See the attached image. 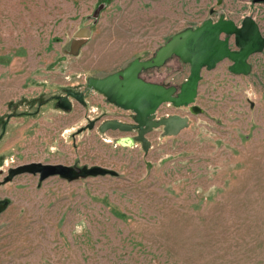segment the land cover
Returning <instances> with one entry per match:
<instances>
[{"label": "rangeland", "instance_id": "1", "mask_svg": "<svg viewBox=\"0 0 264 264\" xmlns=\"http://www.w3.org/2000/svg\"><path fill=\"white\" fill-rule=\"evenodd\" d=\"M245 15L264 36L263 1L0 0V264H264V49L248 74L203 68L200 112L161 104L157 117L189 124L154 128L146 152L99 130L126 116L86 86L187 27ZM189 71L172 56L140 76L179 88ZM66 90L85 103L59 107Z\"/></svg>", "mask_w": 264, "mask_h": 264}, {"label": "water", "instance_id": "2", "mask_svg": "<svg viewBox=\"0 0 264 264\" xmlns=\"http://www.w3.org/2000/svg\"><path fill=\"white\" fill-rule=\"evenodd\" d=\"M221 1L217 0V4ZM258 1L264 0H253V2ZM83 39L77 40L76 45L80 46ZM231 39L235 48L230 46ZM263 49L264 36L252 16L245 15L239 24L220 16L216 21L206 19L195 28L187 27L173 34L149 59L135 58L121 70L103 77H89L86 86L102 94L108 102L136 113L135 121L143 123L145 128L140 129L135 139L141 142L146 152L150 146L146 134L154 128L163 127L164 135H176L189 124L187 116L178 114L156 118V111L161 104L171 103L175 107L192 105L191 109L194 112H200L193 103L197 96L202 69L213 68L218 62L229 59L232 62L229 66L230 71L236 74H248L251 71L249 56ZM172 56H177L190 65L189 75L179 88L150 82L140 76L143 70L162 66ZM70 97L85 103L82 91L66 90L65 95L57 96L58 106L70 109ZM133 127L116 119H107L99 125V130L101 132L130 131ZM121 141L132 144L131 138H122ZM37 164L39 163L26 164L28 168L23 167L22 170L29 171L32 165ZM42 168L40 172L43 176L54 172V170L47 171L45 165H42ZM104 171L101 167L91 170L93 173ZM3 207L4 204L0 203V209Z\"/></svg>", "mask_w": 264, "mask_h": 264}, {"label": "flooded vegetation", "instance_id": "3", "mask_svg": "<svg viewBox=\"0 0 264 264\" xmlns=\"http://www.w3.org/2000/svg\"><path fill=\"white\" fill-rule=\"evenodd\" d=\"M259 2H262V1H259ZM264 2V1H263ZM56 98H57V96H56ZM57 101H58V98H57ZM110 103V102H109ZM110 104H113V103H110ZM114 106H115V108L118 110V111H116L118 114H120V115H125L126 116V118L125 117H123V116H110V117H106L102 122H104L105 120H107V119H116V120H119V121H122V122H125V123H128V124H130V125H132V126H134L133 128H131V130L129 131V132H132V134H131V139H132V141H137L136 139H135V137H137L138 136V134H139V131H140V129L141 128H145V125L143 124V123H140V122H136L135 121V118H136V113L134 112V111H132V110H127V109H124V108H122V107H120V106H118V105H115V104H113ZM156 118H159V117H157L156 116ZM91 122H89L88 124H87V128H93L94 127V121L93 120H90ZM101 122V123H102ZM100 123V124H101ZM99 124V125H100ZM98 128H99V126H98ZM81 131V130H80ZM112 131H119V132H123V131H120V130H112ZM152 131V130H151ZM150 131V132H151ZM149 132V133H150ZM162 132H163V127H162ZM148 134V133H147ZM147 134H146V137H147ZM137 142H139L140 143V145L142 146V144H141V142L140 141H137ZM30 164H32V163H30ZM33 172H39L40 174H41V172H40V170H36V171H33ZM53 173H56V172H53Z\"/></svg>", "mask_w": 264, "mask_h": 264}]
</instances>
